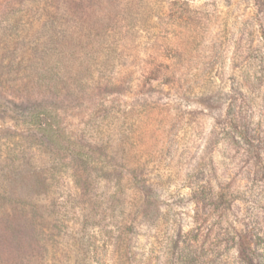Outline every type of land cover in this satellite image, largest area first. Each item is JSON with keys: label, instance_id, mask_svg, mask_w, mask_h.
Segmentation results:
<instances>
[{"label": "rangeland", "instance_id": "374dc122", "mask_svg": "<svg viewBox=\"0 0 264 264\" xmlns=\"http://www.w3.org/2000/svg\"><path fill=\"white\" fill-rule=\"evenodd\" d=\"M135 156L165 205L226 193L228 220L183 232L193 264H238L228 230L264 239V0H0V264H170L172 222L130 228L111 165Z\"/></svg>", "mask_w": 264, "mask_h": 264}, {"label": "trees", "instance_id": "16d2710c", "mask_svg": "<svg viewBox=\"0 0 264 264\" xmlns=\"http://www.w3.org/2000/svg\"><path fill=\"white\" fill-rule=\"evenodd\" d=\"M184 21V26L189 29L185 32V46L187 48L192 44L191 39L194 33V28H192V26L194 24H192L193 21L190 15L186 16ZM188 51L189 50L184 49L177 55L178 59H180L178 63L182 64L183 58L187 56ZM186 75L189 76V70L186 72ZM184 95L187 98H191V90L189 88L186 89ZM220 106L221 105L215 101L213 108L219 110L221 109ZM183 107L187 109L188 104H184ZM185 109L180 108L178 112L177 118L181 124H184L186 121H188V123L191 122V116H193L191 110ZM218 122L220 121L218 120ZM44 129L49 131L48 134L52 137H56L54 139H60V136L56 134L58 133V130H55L54 125L49 123ZM125 137L127 139L129 137L128 145L132 150L134 138H132V136H124V138ZM239 137L240 138H237V140L244 139L247 141V138L244 136ZM57 141L59 143V140ZM60 145L61 149L65 151L68 150L71 154L76 155L80 151V148L77 145L68 144L66 142H61ZM129 160L131 161L130 166L128 165V159H121V162L116 160L115 164L113 163V165H111V168H113L112 172L119 180V186L125 187V185H127L132 190L131 196L128 197L126 203L128 220L131 221V230L135 229L136 221L139 218H145L149 213L153 214V212H155L154 214L157 216V220H155L156 226H164L170 222L176 226L174 229L172 228V230H167V232L172 231L174 233L171 238L172 247L170 250L171 257L169 263L193 264L197 248L193 246L189 239H184L183 232L186 230H189L192 233L200 231L199 227L195 226L194 221L196 220V217H201L203 212H211L213 213L214 218L221 219V221L224 219L228 220V217L226 218V216H229V208L224 204L225 201L226 203L228 201L226 193L215 192V189L209 180L200 179L201 182L186 186L188 189L186 194H179L175 197L176 199H180L182 203L177 204L174 201L172 204L165 205V198L162 196V190L165 189V185L157 183L155 186L154 184L147 182L143 162L136 156ZM126 162L128 164H125ZM165 208H167V210L163 211ZM227 234L231 237V240L238 251V264H264V250L261 252L258 246V241L263 239V236L260 237L253 229L241 231L228 230ZM132 263L133 262H131V259L129 258V261L126 264Z\"/></svg>", "mask_w": 264, "mask_h": 264}]
</instances>
